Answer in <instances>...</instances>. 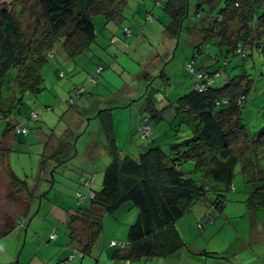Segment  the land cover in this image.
Returning a JSON list of instances; mask_svg holds the SVG:
<instances>
[{
  "label": "rangeland",
  "instance_id": "374dc122",
  "mask_svg": "<svg viewBox=\"0 0 264 264\" xmlns=\"http://www.w3.org/2000/svg\"><path fill=\"white\" fill-rule=\"evenodd\" d=\"M204 1L190 0L187 19L183 20L182 28L178 34L179 38L176 41L167 29L170 27L171 21L164 10L163 3L158 4L155 0H127L125 8L117 14L116 19L109 20L104 15L94 17L95 40L84 53L70 58L63 50L62 43L58 42L54 45L41 69L44 91L35 95L27 93L23 97L20 96L14 82H11L10 79L1 85L0 139L3 138L7 126L13 119H17L20 125H25V127H21L27 129L28 132L18 134L22 136H19L18 142L10 149L6 143L1 142L5 148L0 150V235L7 232L8 227L13 226L15 222L18 224L16 218L24 212L26 197H28L27 200L30 199V194L27 196V191L13 181L10 171L12 170L22 181L28 180L31 181V184L33 181H37L39 171L36 154L38 148L42 146L38 136L40 131L44 134H57L60 129L63 130L65 126H69L70 135L77 132L75 135L77 137L76 150L79 155L66 162L67 168L64 171H58L59 168L53 169V175L59 188L61 182L66 185L68 181H74L76 177L78 179L75 181L80 182L83 175L90 177V180H92L91 176H94L96 183H92L91 189L95 192L102 189L104 177L100 172L95 171H100L99 168L110 157V154L106 155L105 151H101L104 148L94 146L96 138L98 141L99 132L100 136L106 140L104 133L106 128L101 120L96 119L98 115L93 113V107L107 105V108H113L117 106L116 103L120 101V98L123 99L122 105L119 106L120 110L111 111L110 114L114 121H112L114 136L119 144L122 138L120 148L125 152L130 149L126 145L128 135L136 138L141 147L151 142L152 146L158 145L166 150H169L171 143H176L186 137L187 124L181 123V117L176 116V111L170 104H174L190 92L194 79L190 78L188 62L195 56L198 67L204 69L211 66L213 68L217 59L222 60L221 64L223 62V57L217 47L200 46L203 42V32L200 26L202 22L197 17L196 10L197 5ZM1 3H4L3 0H0ZM14 6L15 8L21 7L16 17L23 34L24 44L36 47L35 40L44 31L43 16L38 6V0H15ZM205 7L208 8L206 5ZM259 14L260 8L257 9L256 17ZM241 27L242 22L238 18L228 21L226 33L234 40ZM200 50H202L201 53ZM158 54L161 56L157 57ZM256 59V67L253 70H251L252 65H246L247 69H245H250L256 74L264 73V59ZM239 61H241L240 56L233 60L227 70L229 71V68ZM98 66L104 68L105 72L103 75L94 76L100 78V83L94 84H97L98 93H102L104 97L87 99L85 97L89 94H86L84 97L76 98L73 89L70 92V86L72 84L76 87L85 86L86 88H83L90 93L89 77H87V83L83 81V77L86 71L96 73ZM239 72V69L234 70L232 75ZM104 78L106 79L104 80ZM255 79L242 114L248 136L253 138L257 144L253 153L254 166L245 171L241 164L236 167L232 187L224 193L226 198L224 213L240 214L246 210L249 198L264 181H261V176L264 174V140L259 143L257 141L264 129V77L256 76ZM58 93L63 96L60 108L55 102L56 100L53 99L57 98L55 94ZM131 94L137 96L135 102L126 103ZM148 96H151L152 99L149 98L154 103L153 109L161 112L162 119L159 121L153 119L152 108L148 111L145 110ZM92 97H94L93 93ZM19 98H22L19 107L11 108L14 106L11 103L18 101ZM71 98L75 99L73 105L70 103ZM86 99L89 104L84 105L87 106V113L84 115L85 125L83 126L74 110H77V107L80 108L81 102ZM47 107H50L51 110L45 112ZM88 110L90 111L88 112ZM66 113L68 114L66 115ZM60 119L62 124L57 127ZM143 119L150 120L149 127L153 129L150 140H143L141 132L137 129L138 125H143ZM45 122L48 123V126L41 124ZM13 130L14 128L10 130L6 140H9L11 136L9 134ZM15 133H21V130L16 128ZM175 138H178L176 142ZM242 143L241 139L238 146ZM6 148L8 152H5ZM136 151L137 149L133 147L132 152ZM91 156L100 157L99 164L91 163L89 159ZM78 164L84 167L85 174L80 173L76 167ZM102 166L108 165L105 162ZM182 168L196 182H200L201 175L196 172L193 162L183 165ZM59 188H56L58 191L56 194L51 192L46 196V199H42L40 204L35 202L34 210L28 217L30 220L26 232L24 229L16 228L10 235L0 239V264H60L64 263L66 260L64 257L68 254L74 255L70 264H111L106 261V251L110 249L109 244L115 238L128 239L130 227L136 223L134 220L138 218V209L125 206L113 215L102 214L100 217L101 234L93 243L90 255L84 256L79 252L78 244H75L71 238L73 230L69 215L72 214L69 213V209L76 212L81 207L80 205L87 207L86 202L90 201V195L87 193L89 187L78 190L79 194L88 197L81 204H79L78 197L69 195L68 192H65V188L63 191L60 188L62 191L60 192ZM217 195V193L210 192L207 197L216 199ZM62 202L65 203L64 207L58 204ZM205 206V201L196 205L184 220L176 224V227H178L181 236L190 243H198L202 246L210 243L211 246L215 242L208 241L210 237L207 234L201 236V240L198 241L199 232L196 228L197 219L200 218ZM213 212V215H216L217 210ZM259 213L261 218H264V209ZM17 224L16 226H18ZM81 229L77 228L76 232L84 234ZM53 233L58 238L56 241L50 240ZM16 238L20 243L16 241ZM69 244L71 247H75L70 252L68 251ZM111 251L114 253L115 249Z\"/></svg>",
  "mask_w": 264,
  "mask_h": 264
},
{
  "label": "trees",
  "instance_id": "16d2710c",
  "mask_svg": "<svg viewBox=\"0 0 264 264\" xmlns=\"http://www.w3.org/2000/svg\"><path fill=\"white\" fill-rule=\"evenodd\" d=\"M3 2L0 4V94L1 85L10 79L23 97L45 90L41 69L56 43H62L70 58L84 53L95 40L94 17L104 15L114 20L127 4V0H38L44 31L36 38V47H32L24 44L17 21L21 7L15 8V0ZM155 2L163 3L171 21L167 29L177 41L183 20L187 19L190 0ZM258 8L260 14L256 17ZM196 15L202 22L203 42L200 46L217 47L223 62L221 64L222 60L217 59L215 66L207 69L198 67L195 56L188 62L190 78L194 79L190 92L170 104L176 116L181 117V123L187 124L186 137L178 142L175 138L176 143H171L169 150L152 146L150 142L140 146L137 156L121 157L112 148L111 141L112 162L104 172L102 189L94 193L87 210L78 216H70L71 237L84 256L90 255L93 243L101 234V213L113 215L125 206L138 209V218L130 227L127 242H113L126 247H113L111 243L110 249L125 251L123 258L129 261L165 258L173 254L183 246L175 224L210 192L218 194L213 206L223 209L224 193L232 187L236 167L241 164L245 171L254 166L253 153L257 144L248 136L242 114L255 77H264V73L251 71L256 67V58L264 59V0H205L197 5ZM236 18L240 19L242 27L232 40L226 33V24ZM239 56L241 61L228 71L229 65ZM246 65H252L251 70H246ZM100 68L104 73V68ZM237 69L240 72L232 75ZM80 89L74 92L76 98L87 94L86 89L79 94ZM149 97L145 110L152 108L153 119L159 121L161 112L153 109L154 103ZM22 98L13 101L11 108L19 107ZM71 101L74 104L75 99L71 98ZM149 122L148 119V127ZM104 125L111 138L109 118ZM142 127L140 124L139 132ZM11 129L8 125L3 138ZM20 130L21 134L27 131ZM151 136L142 139L150 140ZM241 139L243 143L238 146ZM262 140L264 129L257 141ZM189 162H193L196 172L200 173V184L184 172L182 167ZM10 174L19 187L34 194L26 180L18 179L12 171ZM261 177L263 181L264 174ZM248 205L254 210L264 206V181L251 195ZM81 227L84 234L75 236L76 229ZM72 257L60 264H70L74 255Z\"/></svg>",
  "mask_w": 264,
  "mask_h": 264
},
{
  "label": "crops",
  "instance_id": "0c3cea01",
  "mask_svg": "<svg viewBox=\"0 0 264 264\" xmlns=\"http://www.w3.org/2000/svg\"><path fill=\"white\" fill-rule=\"evenodd\" d=\"M161 54H158L157 57H160ZM51 57H53V55H51ZM101 66H98L96 71L100 68ZM105 72V71H104ZM85 73V72H84ZM95 75H98L97 72L94 73V71L88 72L86 71L84 77H83V81H85L87 83V77H89V87H90V93L87 92V94H89L87 97V99L90 98H101L104 97L102 93H98L99 91H97V84L100 83V78L99 76H97L96 78L94 77ZM103 75V74H102ZM65 77V76H64ZM97 79V80H96ZM106 78H104L105 80ZM96 81L97 84L95 85L93 83V81ZM95 86V87H94ZM63 87V86H61ZM85 87V86H83ZM80 87V88H83ZM94 87V88H93ZM70 92L73 89V94L76 91V89H78L79 87H76V85L70 86ZM86 88V87H85ZM83 88V89H85ZM92 93L93 96L92 97ZM91 94V95H90ZM118 96L120 95L119 93L117 94ZM55 96H57V98H53L55 99L56 103H58V106L60 108V106L62 105V98L63 96L61 94H55ZM106 97V96H105ZM136 95L135 94H131L129 96V100L127 99V102L130 103H134L136 100ZM82 101L81 102V107L80 108H76L77 110H74L75 115H77L80 119L81 122L83 124V126L85 125V113H87L86 109L87 106H84L85 104H89V102L87 101ZM83 100V99H82ZM120 101L116 103L117 106H114L113 108H107V105H97L96 107H93V113L95 115H98V118L101 120L103 123L106 122V120L109 118L110 122L112 123L113 121V116L111 113V111H119L120 108L119 106H121L123 103V99L120 98ZM129 103V104H130ZM76 106V105H75ZM51 108L47 107V109L45 110V112L50 111ZM72 111V110H70ZM90 110H88L89 112ZM68 113H66L67 115ZM106 115V116H105ZM75 118V117H74ZM62 119V118H61ZM59 120L57 127H60L62 124V120ZM17 119H13L11 120V124L10 127L14 128V130L9 134L11 135L9 137V140H6L7 138H2L0 139V143L4 142V144L6 143V145H8V149H10L11 146H13L14 144H16L18 141V139L20 138L19 136L22 135H18L21 133H15V129H24L23 127H25V125H20ZM100 121V122H101ZM114 122V121H113ZM42 125L48 126V123H41ZM90 125V124H89ZM88 125V126H89ZM23 126V127H21ZM139 125L137 126V129ZM96 128V127H95ZM55 130H57V128H55ZM64 131V132H63ZM105 135H106V140H104V138L102 136H100V132L98 133L97 137H98V141L97 138L95 139L96 142L94 144V146L97 145V147H102L104 148L101 151H105L106 155L110 154V157L107 158L105 160V162L107 163V165L109 166V163L112 162V154L110 152L111 150V141H113V145L112 148L114 150H116V153L118 155H120L121 157H124L126 155H130V156H137L140 153L141 147L140 145H138V141L136 138H132L131 135L127 136V142L126 145L128 146V148L130 147V149H127V152L123 151L120 148V144L122 143V138L120 139V144L118 143L117 139L114 136L113 133V123H112V136L111 138H109V133L106 131H104ZM70 127L69 126H65V128L62 130L60 129L59 132L57 134H44L41 131L39 132L38 136H39V142L41 143V147L38 148V152L36 154L37 156V160H38V178L37 181L31 184L28 180H26L28 182V184L30 185L29 188L31 190L34 191V194L31 195L30 192H26L27 196H29L30 194V199H28V197H26V203H25V207H24V212L19 214L18 217L16 218L18 221V224L15 222L13 224V226H9L7 229V232L5 231L3 234H1L0 239L2 237H6L7 235H10L11 232H13V229L16 228H20V229H24V231L26 232L27 228H28V217H30L29 215L32 213V210H34V206H35V202L37 203H41L42 199H46L47 195L50 194L51 192H54V194H56L58 191L56 190V188L58 189L59 184L57 182V180L55 179V176L53 175V169H58L61 171H64L67 168L66 162L67 161H71V159L75 158V156L79 155V153L76 150V141H77V137H75V135L77 134V132H74L72 135H70ZM3 150H4V146L1 143ZM93 145V143H92ZM119 145V147H117ZM87 147V146H86ZM136 148L137 151L135 153L132 152V148ZM8 149H5V152H8ZM89 149V148H87ZM103 154V152H101ZM54 156V157H53ZM50 157V159H48ZM56 158L60 161H57ZM7 159H8V155H7ZM55 159V160H53ZM91 163L97 165L99 164V160H101L100 157H89ZM47 161V162H46ZM9 162V160H8ZM46 162V163H45ZM103 162V163H105ZM63 163V164H62ZM102 163V165H103ZM49 164V166H48ZM61 164V165H59ZM99 168V170L95 171V172H100V174H102L104 176V172L106 170V168L108 166H102ZM10 166V163H9ZM11 167V166H10ZM76 167H78V170H80V173L85 174L84 172V167L81 164H78ZM75 167V168H76ZM11 170V169H10ZM12 171V170H11ZM50 173V174H49ZM16 176V175H15ZM17 177V176H16ZM18 178V177H17ZM90 177H87L85 175H83L81 177V181L80 182H76L75 180L78 179V177H76L74 179V181H68L66 185H63V183H60V188L63 189L65 188V192H68L69 195H73L76 196L79 194L78 190L79 189H83L84 187H89V189L87 190V193H89L88 195H90L91 193H95L94 190L91 189V185L92 183L95 184L96 183V178L94 176H91V179H89ZM104 178V177H103ZM34 179V178H33ZM84 181V183H83ZM83 183V184H81ZM59 188V189H60ZM60 189V192H62ZM78 192V193H77ZM77 193V195H76ZM75 194V195H74ZM84 196V195H83ZM86 197V196H85ZM215 198H211V197H206L205 199H203L201 202L205 201V208H203L202 213L200 214V218L197 219V230L199 232V238L198 241L201 240V236H204L205 234L209 235V240L208 241H214L215 243L213 245L210 246V243H208L206 246H202L201 244L198 243H190V241L186 240L183 236H181L180 232L178 231V227H176V224L182 220H184V218L189 215L187 214L183 219L179 220L176 224H175V230L177 231L183 246L180 250L174 252L173 254L165 257V258H149V259H139V260H125L123 257L126 256V252H119V251H114V253H112V249L107 250L106 251V261L108 263L111 264H119V263H123V262H127V263H150V264H264V218H261V214L259 213L260 210L264 209V206H261L259 208H257V210L251 209L248 205V209L246 208V210L242 211L240 214H235V213H224L223 209L226 206V202L224 204L223 209H216V207L213 206V203L215 202ZM29 201V202H28ZM201 202H199L198 204H200ZM60 206L64 207L65 203H58ZM80 204V203H79ZM87 207L85 205H80L81 207L78 208L79 210L76 212L73 209H69V213L74 215V216H78V213L84 212L85 210H87L89 208V201L86 202ZM196 204V205H198ZM195 205V206H196ZM85 206V207H84ZM194 206V207H195ZM193 207V208H194ZM83 208V210H81ZM192 208V209H193ZM217 210L216 215H213V211ZM192 211V210H191ZM220 212V213H218ZM105 214L104 212L101 213ZM71 216V215H69ZM136 221V220H134ZM16 224L18 226H16ZM182 224V223H181ZM128 226H130L131 224H127ZM206 225V226H204ZM195 227V224H194ZM82 230V229H81ZM75 236H82V233H78L75 231ZM57 236L55 233H53L50 236V240H57L56 239ZM72 238V237H71ZM85 238V235L84 237ZM122 237L115 238L113 239V241L110 242H116V241H122V242H127L126 240H121ZM16 241L18 243H20V241L16 238ZM109 244V245H110ZM69 247V252L71 251V249L74 248V246L71 247V245H68ZM111 253H112V257H111ZM73 255L68 254L67 256L64 257V259H66L65 261H70V259L72 258ZM69 259V260H68ZM64 261V262H65ZM135 261V262H134ZM63 263V262H61Z\"/></svg>",
  "mask_w": 264,
  "mask_h": 264
},
{
  "label": "built area",
  "instance_id": "2783aa9c",
  "mask_svg": "<svg viewBox=\"0 0 264 264\" xmlns=\"http://www.w3.org/2000/svg\"><path fill=\"white\" fill-rule=\"evenodd\" d=\"M97 73L98 74H102L103 73V69H101V68L98 69ZM83 92H85V89L82 88V89L79 90L78 93L81 94ZM71 104H73V101H71ZM147 123H148V119H144L143 127L141 129V133H142V138L143 139L148 138V137H150V135H152V131H151L150 127L147 126ZM24 132H26V130ZM77 197H78V200H79L80 204L84 203L88 199V197H85L82 194H78ZM93 198H94V193H91L90 196H89V200H92ZM111 246H113V247L119 246L120 248H125L126 247L125 244H119L118 245L117 243H112ZM123 263L127 264V262H123Z\"/></svg>",
  "mask_w": 264,
  "mask_h": 264
}]
</instances>
